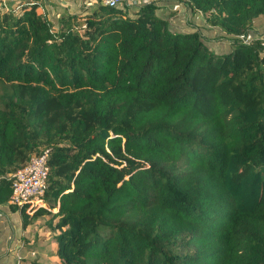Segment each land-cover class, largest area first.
Segmentation results:
<instances>
[{
    "label": "trees",
    "instance_id": "1",
    "mask_svg": "<svg viewBox=\"0 0 264 264\" xmlns=\"http://www.w3.org/2000/svg\"><path fill=\"white\" fill-rule=\"evenodd\" d=\"M202 32L150 2L51 22L0 9V205L51 215L60 264H264V0H182ZM47 152L43 196L9 202Z\"/></svg>",
    "mask_w": 264,
    "mask_h": 264
},
{
    "label": "crops",
    "instance_id": "2",
    "mask_svg": "<svg viewBox=\"0 0 264 264\" xmlns=\"http://www.w3.org/2000/svg\"><path fill=\"white\" fill-rule=\"evenodd\" d=\"M26 1L36 3V11L56 23L58 16L64 12L83 14L103 0H6V3L11 9L18 10ZM150 2L157 6L156 14L162 18H166L170 11L176 12L170 17L171 28L176 32L186 33L197 29L207 37L210 48L217 52L229 51L227 42H213L223 34L216 28L204 26L202 17L192 15L182 0H124V5L132 13ZM251 34L264 38V16L254 19ZM50 218L51 215H40L23 226L18 211L0 205V264H60L54 255L56 243L52 239L53 230L46 224Z\"/></svg>",
    "mask_w": 264,
    "mask_h": 264
},
{
    "label": "built area",
    "instance_id": "3",
    "mask_svg": "<svg viewBox=\"0 0 264 264\" xmlns=\"http://www.w3.org/2000/svg\"><path fill=\"white\" fill-rule=\"evenodd\" d=\"M101 4L111 8H119L123 6L124 0H103ZM0 5L6 11L11 9L6 0H0ZM238 38L243 43L248 44L256 36L249 33ZM261 46L264 48V38H261ZM47 175V152L40 156L31 157L27 163L12 175V194L9 202L16 206L37 202L45 192Z\"/></svg>",
    "mask_w": 264,
    "mask_h": 264
},
{
    "label": "rangeland",
    "instance_id": "4",
    "mask_svg": "<svg viewBox=\"0 0 264 264\" xmlns=\"http://www.w3.org/2000/svg\"><path fill=\"white\" fill-rule=\"evenodd\" d=\"M216 38V37H215Z\"/></svg>",
    "mask_w": 264,
    "mask_h": 264
}]
</instances>
